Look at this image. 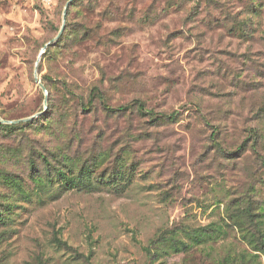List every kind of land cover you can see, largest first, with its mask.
<instances>
[{"label": "rangeland", "instance_id": "rangeland-1", "mask_svg": "<svg viewBox=\"0 0 264 264\" xmlns=\"http://www.w3.org/2000/svg\"><path fill=\"white\" fill-rule=\"evenodd\" d=\"M68 2L0 0V264H264V0Z\"/></svg>", "mask_w": 264, "mask_h": 264}, {"label": "trees", "instance_id": "trees-1", "mask_svg": "<svg viewBox=\"0 0 264 264\" xmlns=\"http://www.w3.org/2000/svg\"><path fill=\"white\" fill-rule=\"evenodd\" d=\"M90 96H91V101H93V99L95 97V98H99V100L104 103V97H103V94H102V92H101V90H100L99 87H97V86L93 87L91 89ZM134 103L137 104L139 110L144 111V112H146V113H148L150 115H154L155 114V111L147 109L146 106H145V104L143 102H141L140 100H135ZM125 107L126 106H121V108H125ZM27 122H29V121H27ZM17 124H19V123H13V124H10V123H4V124H2L1 123L0 126L8 127L10 129H13V128L15 129V127L17 126ZM0 217H1V215H0Z\"/></svg>", "mask_w": 264, "mask_h": 264}, {"label": "water", "instance_id": "water-1", "mask_svg": "<svg viewBox=\"0 0 264 264\" xmlns=\"http://www.w3.org/2000/svg\"><path fill=\"white\" fill-rule=\"evenodd\" d=\"M72 0H69V2L66 4V8L64 10V21L66 19V16H67V9H68V5L69 3L71 2ZM64 29V24L62 26V29L61 31H63ZM60 35V34H59ZM44 52V49L42 50V53ZM41 53V54H42ZM37 82L40 84V86L42 87V89L47 92V89L45 87V85L41 82V80L39 78H37ZM47 101V100H46ZM47 107L45 108V110L37 113V114H34L32 116H29V117H26V118H22V119H17V120H7V119H3L0 115V122L1 123H10V124H13V123H19V122H27V121H30V120H33L34 118H36L37 116L41 115L42 113H44L46 111Z\"/></svg>", "mask_w": 264, "mask_h": 264}, {"label": "built area", "instance_id": "built-area-1", "mask_svg": "<svg viewBox=\"0 0 264 264\" xmlns=\"http://www.w3.org/2000/svg\"><path fill=\"white\" fill-rule=\"evenodd\" d=\"M52 0H42L44 3H50Z\"/></svg>", "mask_w": 264, "mask_h": 264}]
</instances>
